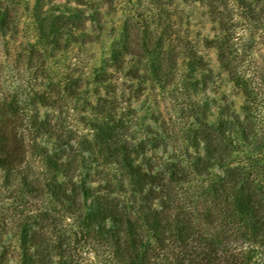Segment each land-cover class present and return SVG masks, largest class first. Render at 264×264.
<instances>
[{"label": "trees", "instance_id": "obj_1", "mask_svg": "<svg viewBox=\"0 0 264 264\" xmlns=\"http://www.w3.org/2000/svg\"><path fill=\"white\" fill-rule=\"evenodd\" d=\"M69 1L75 7L67 15H48L44 1L34 0V45L60 52L77 44L84 52L83 45L93 42L94 34L100 35L102 15L92 8L94 2ZM102 1L111 8L114 0ZM233 1L241 22H234L236 10L227 9V4L222 9L209 4L222 34L205 39L204 45L216 50L242 104L239 111H231L215 100L200 105L190 99L179 109L181 119H191L177 133L185 146L181 157L168 149L172 134L166 123L157 125L154 119L156 127L137 130L129 113L132 99H126L123 107L116 93L120 78H124L120 87L127 89L139 90L149 79L168 87L179 56L187 61L183 86L196 90L207 82L206 62L197 43L177 40L174 33H167L169 25L157 35L158 22L153 27L128 18L111 42L107 59L91 74L78 72L86 67V60L73 59L60 89L51 80L43 82V65L29 57L30 78L11 91L0 90L3 185L13 190L18 185L32 196L47 193L55 203L72 208L67 229L46 213L30 216L32 224L22 229L19 240L22 264H82L76 257L79 241L90 253H102L103 264H264V78L246 75L243 44L232 32L237 27L264 31V0ZM152 3L158 13L167 14L163 0ZM14 13L11 3L0 0V32H16L19 20ZM34 45L30 53L36 50ZM68 98L83 113L90 112L84 119L91 135L75 140L71 129H63ZM47 106L56 114H41L39 108ZM212 107L217 110L214 122L208 120ZM28 139L48 178L42 180L23 166ZM160 148L162 155L169 152L159 157L161 164L155 161ZM77 165L86 173L74 179L67 170ZM176 186L183 188L184 197ZM202 201L205 205L198 211L192 208ZM186 203L190 206L184 207ZM38 226H52L59 240L35 243L43 237ZM1 253L4 258L5 251Z\"/></svg>", "mask_w": 264, "mask_h": 264}, {"label": "rangeland", "instance_id": "obj_2", "mask_svg": "<svg viewBox=\"0 0 264 264\" xmlns=\"http://www.w3.org/2000/svg\"><path fill=\"white\" fill-rule=\"evenodd\" d=\"M43 1L45 3L44 11L48 15H58L61 13L67 15L70 13L69 9L75 7V4L69 0ZM87 1L90 3L94 2L92 8L98 9L100 15H102L103 28L100 30V35L98 36V33H93L94 41L86 46L83 45L84 52H82L81 46L77 44H72V46L70 45L67 49H62L59 52L53 50L52 47L43 46L44 44L34 45L36 42L32 20L34 0H4L5 3H11L13 6L15 10L14 14L19 20V24H17V33H14L13 30L0 32L1 91H11L14 87L22 85L30 78V70L29 72L27 71L29 57L31 60H35V63L43 65L42 71H44L46 79L43 82L47 83L48 80H51L53 83H57L60 89L64 86L65 76L71 73L74 60L77 62V59L86 60V67H83L78 72L83 71L86 75L91 74L94 67H98L102 64L103 59H107L111 48L110 44L121 32L124 21L132 18L136 22L142 19L153 27L154 23L158 22L160 27L156 31L157 35L161 33L160 30L164 25L166 27L169 25L167 33H174L177 40L183 41L187 38L190 43H197V51L206 62L205 68L208 75L206 78L207 82H201L196 90L183 86L185 81L184 75L188 72L185 65L187 61L185 62L182 56H179L176 76L172 78V83L168 87H163L159 83L149 79L146 83L142 84L139 90L138 88L135 90V86L127 89L124 86L120 87L124 78L118 79L117 97L121 98L123 107L127 106L124 102L126 99H130V101L132 99L130 102L131 107L128 105L129 113L137 130L143 129L147 125L156 127L154 119L157 120V125H160L163 121L170 128V133L172 134V139H169L167 142L171 147L168 149L172 151V154L176 156L180 155L181 157L185 146L183 141L177 136V133L184 127L186 121L191 119L187 117L181 119L179 109L187 106L190 99L198 102L200 105H205V103L215 100L220 105H228L231 111H239L242 97L233 87L227 73L221 69L216 50L213 48L208 49L204 45L205 39H216L221 37L222 34L218 29V21L215 19L217 16L210 12V5H218L222 9L223 5L227 4V9L233 8L232 10L235 11L236 3L233 0H207L203 3L197 0H163L165 3L163 7L166 9L167 14L158 13L156 10L158 8H155L156 5L152 3V0H114L112 1L111 8L107 5H101L103 3L102 0ZM92 11L91 8L87 9L88 14H91ZM237 11L233 14L235 23L241 22ZM158 14L160 17H157ZM232 32H234L235 39L239 38V43L243 44L241 46L243 47L244 55L242 65L246 71V75L261 74L264 78V31L254 33L250 32L249 29L247 30V27H237ZM176 43L180 45L181 41H176ZM31 45L36 47V50L32 53H30ZM31 63L33 64L34 62ZM209 70L211 73H209ZM78 72L76 75H78ZM38 73H40L39 70ZM134 91H137L135 98L133 96L135 94ZM64 106L67 109V114L64 117L65 121L62 123V126L63 129L66 128L65 131L71 129V138L76 140L78 136L91 135L93 132L90 131L86 123L87 120L84 119L85 115H87V119L90 117V112L83 113L78 107L79 105L70 98L65 100ZM39 111L41 114L45 111L56 114L51 109V106L40 107ZM216 118L217 110L212 107L211 116H209L208 120L214 122ZM56 121L54 120V123L60 125L57 119ZM26 141L28 144L25 147L23 166L30 167L34 175L42 180L43 177L48 178L49 175L44 174L48 170H45L43 160L29 145L30 140ZM168 153L166 152L162 155V148H160L155 153V161L161 164L162 161L159 157L162 156L164 158L165 155H169ZM77 166L74 170H67L69 173H72L74 179L79 178L80 174L86 173V170L84 172V170L80 169L81 165ZM3 176L4 174L0 173V247H2L0 248V264H22V250L19 240L22 229L32 224L33 220L30 216H35L38 212L46 213L50 219L60 221L63 229H67L65 226L70 223L69 210L72 208L68 204L55 203L56 200L50 199L47 193L32 196L24 192L23 188L21 191L18 185L15 187V190L11 186L5 187L2 181ZM175 190L180 191V197H184L183 188L176 186ZM200 205L196 204L192 208H196V211H198V209L205 205V202H200ZM188 206L190 205L187 203L184 205V207ZM51 227L47 226L42 229V226H38L39 232L43 233V237L39 236L35 243L46 245L50 241L59 240V233ZM79 238L80 236H78ZM82 243V241L78 242V250L76 251V257L80 258L81 263L103 264L101 263L104 258L103 254L98 253V256L97 253H90L87 250V246H84ZM2 250L3 252L5 251L4 258H2Z\"/></svg>", "mask_w": 264, "mask_h": 264}]
</instances>
